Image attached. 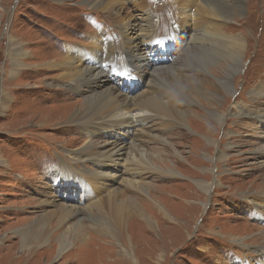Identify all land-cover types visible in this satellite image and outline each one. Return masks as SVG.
<instances>
[{
  "label": "rangeland",
  "instance_id": "374dc122",
  "mask_svg": "<svg viewBox=\"0 0 264 264\" xmlns=\"http://www.w3.org/2000/svg\"><path fill=\"white\" fill-rule=\"evenodd\" d=\"M145 1L139 3L148 9L145 12L128 5L138 13H135L137 29L142 23V28H145L141 36L144 40L139 41L143 51L155 50L159 56H166L168 60L162 63L164 67H169L175 75L177 73L189 79L196 70L190 69V65L180 57L184 49L182 45H191L193 38L202 32L194 29L187 40L184 35H179L177 50L165 47L172 39L178 5L175 0ZM243 2L245 10L236 12L234 17L237 18L233 21L224 20L222 26L223 31L241 32L246 40L240 71L231 79L234 80L231 95L222 92L221 99L215 102V106L206 107V111L204 102H199L201 107L194 104L193 111L198 113L194 120V114L188 116V125H167L164 118L156 116L145 123L144 130L148 134L134 132L135 143L138 141L136 144L140 148L158 157L155 164L170 167L178 174H159L156 178L148 170L133 172L132 165L120 158L117 160L121 165L118 171L122 170V175L116 173V176L106 174L102 177L109 187L119 186L124 172L148 182L149 189H154L151 192L155 197V201L147 199L151 203L148 206H162L170 218L150 208L156 227L154 231L146 228L145 231L147 226L143 227L140 222L134 221L135 215L132 216L133 220L128 222V236L132 242L130 249L124 235L119 238V244L127 251L125 254H117L115 246L100 244L105 239H111L86 227L90 237L85 240L94 237L98 240V247L80 249L83 243L73 238L72 243L77 244L58 251L56 233L45 249L39 247L36 253L27 255L19 248L17 230L29 224L43 209H53L50 206H54L55 201L64 199L63 182L59 180V184L54 185L52 180L53 172L60 165L58 157L65 156L63 150L75 153L88 141L84 134L79 133L77 126L64 121L70 120L74 109L81 105L82 95L76 87L68 92L67 86L57 78L59 70H48L47 64L56 56L63 58L67 48L73 44H86L88 35L102 30L117 38L123 34L116 32L119 27L114 24L113 17L86 7L85 0H0V264L264 262V257L259 258L254 252L258 248L264 249V237L261 235L264 234V221L252 214L249 200L244 195L248 191L261 193L264 187V151L256 149L258 145H263L264 136V91L260 89L258 92L259 85L264 84V0ZM153 23L154 35L151 32ZM184 31L185 35L189 34L188 25ZM12 42L20 46V63L17 66L12 64L13 56H10L9 49L15 47ZM192 46L199 45L195 41ZM103 49L108 51L109 43ZM117 61L110 58L109 68ZM147 65L146 74L156 66L151 61ZM125 67L126 64L120 62L118 69L124 70ZM94 69L103 71L105 68ZM150 80L154 88L152 76ZM86 88L83 87V90L88 93ZM167 99L164 97V100ZM235 102L248 104L255 117L236 116L235 108L230 104ZM171 105L175 106L174 103ZM178 108H186V105ZM207 109L225 110L223 121L217 128L214 121L205 119ZM154 135L158 137H152ZM167 137L168 142L181 153L180 159L166 145L162 147L165 150L162 154L158 152L161 147L158 139ZM217 151L224 154L223 160H217ZM86 165L89 171L94 170L89 161ZM106 171L115 173L114 169L107 168ZM199 181L209 183L207 192L198 189L196 183ZM89 190L92 191L91 186ZM68 196L69 200L78 199V195ZM43 199H47L48 203L41 204ZM77 204L78 207L89 205L86 201ZM81 217L83 223L88 224L83 211ZM56 231L60 232L59 229ZM76 245L78 247L74 251L72 248Z\"/></svg>",
  "mask_w": 264,
  "mask_h": 264
},
{
  "label": "bare ground",
  "instance_id": "6f19581e",
  "mask_svg": "<svg viewBox=\"0 0 264 264\" xmlns=\"http://www.w3.org/2000/svg\"><path fill=\"white\" fill-rule=\"evenodd\" d=\"M175 1L178 5V18L173 24L172 39L165 44V47L177 50L179 35H184L187 40L194 29L202 32L193 38L191 45H182L184 49L180 57L190 65V69L196 70V73L189 79H186L184 75L177 73L175 75L169 67H164L162 63L168 60L166 56H159L155 50L143 51L139 41L144 40L141 36L145 28H142V23L139 30L137 29L136 14L138 13L128 7L130 5L143 12L148 11L144 4H139L141 0H85L86 7L113 17L114 24L119 27L116 32L123 35L120 38L112 37L102 30L95 35H88L86 44H73L72 47H68L63 58L56 56L50 62L47 61L48 70H59L57 78L62 80V82L59 81L62 85L67 86L68 92L76 87L82 95L81 105L74 109L70 120L65 119L64 121L77 126L79 133L84 134L88 141L82 148L75 150V153L63 150L65 156L59 155L60 165L52 174L54 185H58L59 180L63 182L62 193L68 200L64 197L61 202L55 201L54 206H50L53 209H43L40 214L31 219L29 224L17 230L19 248L27 255L36 253L39 247L45 249L56 233L58 251H65L68 247L77 244L72 243L73 238L83 243L80 249L89 246L94 248L95 245L98 247L99 244L96 243L98 240L94 237L91 239L93 241L85 240L90 237V235L87 236L86 227L100 235H107V238L111 239H105V242L100 244L115 246L117 249L120 248V250L116 249L117 254L120 252L125 254L127 251L119 244V238L124 235L130 249L132 242L128 236V222L133 220L132 216L136 217L134 221L140 222L143 227L144 225L148 227H144L145 231L146 229L154 231L156 227L150 208L162 212L165 218H170L162 206H148L151 204L149 199L155 201L154 194L151 192L154 189H149L148 182L139 180L136 175L124 172L125 176L120 177V185L109 187L102 177L106 174L116 176V173H119L118 175H122L120 173L123 171H118L121 165L117 160L120 158L132 165L133 172L148 170L154 173L156 178L159 174H178L170 167L163 168L155 164L158 157L143 147L140 148L136 144L138 141L135 143L134 132L148 134L144 130L146 129L145 123L156 116L164 118L167 125L185 126L188 116L194 114L192 117L194 120L198 113L193 111L194 104L200 106L199 102H204V111H206V107L215 106V102L221 99L222 92L231 95L234 86L232 82L234 80L231 81V79H234L240 71L246 49V40L241 32L231 33L222 30L224 20L233 21L237 18L234 17L236 12L241 13L245 10L243 0ZM151 14L155 18V15ZM186 25H188V35H185L184 31ZM154 31L155 23L152 24V35ZM195 41L199 46H192ZM107 43L110 49L104 51L103 47L107 48ZM12 44L15 47L9 49L10 56H13L12 64L17 66L20 63V46H17L15 42ZM110 58L118 60L111 65V68L108 66ZM148 61L156 66L151 67L146 74ZM120 62L126 64L124 70L118 69ZM100 66L105 69L103 71L94 69ZM151 76L156 88L152 86ZM83 87H87L89 92L85 93L86 90H83ZM260 89L264 91V84L259 85L258 92ZM164 97L168 99L164 100ZM172 103L175 104L174 107ZM184 104L190 109L178 108ZM230 104L235 108L236 116L255 117V112H250L248 104L236 102ZM123 106H125V111L122 110ZM200 107H198L199 110ZM254 108H256L255 105ZM124 112L128 113L124 114ZM224 112L225 110L219 112L207 109L205 119L214 121L217 128L223 121ZM131 132L133 134L130 137ZM225 136L227 137V133ZM111 140L113 142H110ZM158 140L161 145L158 148L160 154L165 151L162 147L166 145L170 147L169 149L176 158H181V153L177 152L174 145L168 142V137ZM208 140L214 143L212 139L208 138ZM261 143L263 145H258L256 149L262 152L264 151V136ZM216 158L219 161L223 160L224 154L217 151ZM88 161L90 166L94 167L93 171L87 169ZM107 168L114 169L115 173L107 172ZM262 183L264 185V181ZM196 184L198 189L206 192L210 186L205 181H199ZM90 186L92 191L89 190ZM67 195H78V199L69 200ZM244 195L249 200L248 206L252 214L264 221V187L261 193L248 191ZM89 200L93 201L91 205ZM84 201L89 205L78 207L77 203ZM45 203H48L47 199L41 201V204ZM81 211L86 215L87 226L83 223ZM70 222L71 224L68 225ZM58 229L59 233L56 231ZM261 235L264 237V234ZM232 240L235 241V239ZM117 241L119 242L116 244ZM77 247L78 245L72 249L75 251ZM254 252L258 253L259 258L264 257V249L258 248ZM260 263L264 262H257V264ZM246 264L251 263L247 260Z\"/></svg>",
  "mask_w": 264,
  "mask_h": 264
}]
</instances>
